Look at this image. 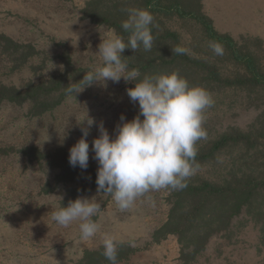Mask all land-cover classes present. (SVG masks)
Instances as JSON below:
<instances>
[{
    "label": "rangeland",
    "instance_id": "374dc122",
    "mask_svg": "<svg viewBox=\"0 0 264 264\" xmlns=\"http://www.w3.org/2000/svg\"><path fill=\"white\" fill-rule=\"evenodd\" d=\"M88 1L0 0V86L22 87L31 80L49 79L65 72L68 60L73 83L99 66L100 31L115 28L87 17L84 8ZM158 1L169 5L175 0ZM181 1L188 10L211 18L218 32L232 36L240 52L255 55L264 71V0ZM160 18L162 27L180 34L186 53L202 58L194 72L208 74L207 69L214 67L223 76L244 73L228 51L223 56L213 53L212 41L195 19L164 14ZM207 82L202 81L201 87ZM134 86V81L123 78L118 83L97 82L76 98L66 95L60 104L40 114L30 102L0 100V264H80L85 251L103 249L104 234L115 238L117 248L126 243L133 249L117 264H183L176 236L153 241L154 230L168 215L169 189L150 192L125 211L119 210L111 196L98 194L97 187L91 189L83 197L94 198L101 205L100 213L93 217L100 230L88 241L80 239L79 222L64 228L51 218V211L62 207L71 184L56 182L58 170L49 165L48 156L58 148L69 153L81 138V129L87 127L86 121L81 122L88 111L96 122L87 137L89 162L97 164L91 142L99 135L98 125L103 122L114 137L122 114L127 120L137 115L139 106L127 95V89ZM209 93L214 103L204 113L207 138L197 144L230 128L248 130L252 125H264V85H224ZM25 147L38 148L43 158L23 154ZM230 151L225 150L213 167L198 168L195 175L199 171L221 173L231 161ZM190 264H264L261 224L241 213Z\"/></svg>",
    "mask_w": 264,
    "mask_h": 264
},
{
    "label": "trees",
    "instance_id": "16d2710c",
    "mask_svg": "<svg viewBox=\"0 0 264 264\" xmlns=\"http://www.w3.org/2000/svg\"><path fill=\"white\" fill-rule=\"evenodd\" d=\"M129 8L147 9L154 16L151 51L146 52L141 47L137 52L125 49L122 54V60L128 69H138L141 79L144 75L176 71L191 86H201L200 83L207 80L203 87L208 92L224 85H264V71L257 57L240 52L232 36L218 32L211 18L201 12L188 10L181 0L172 1L169 5H160L158 0H89L84 11L93 21L113 26L117 33L127 40L129 33L124 32L121 25L127 19L126 9ZM162 14L195 19L205 37L220 43L234 61L242 65L244 73L223 76L214 67L207 69L208 74L194 72V65L200 67L202 58L186 53L180 34L160 25ZM177 47L183 48L184 53L177 54L172 51ZM71 68L73 67L68 60L65 72L49 79L39 82L31 80L22 87L2 85L0 100L17 104L30 102L36 114L46 112L60 104L67 95L65 89L73 83L68 76ZM196 147L195 159L199 168L213 167L227 149H230L232 154L231 161L221 173L216 175L207 171L201 174L199 171L189 178L186 188L169 189L166 197L169 204L168 215L165 222L154 230L153 241L160 242L170 235L176 236L180 245L179 259L183 264L194 262L206 249L211 238L227 231L233 218L243 212L261 224L264 240V125H252L248 130L230 128L214 139L198 143ZM22 152L37 160L44 156L36 147H25ZM234 154L236 157H233ZM48 163L58 170L56 182L71 184L61 201L62 206L66 207L69 201L97 187L98 163L89 162L86 170L78 166L74 168L69 164V153L63 148H58L50 154ZM132 252L129 244H119L117 262L127 259ZM102 253L103 249L87 250L80 264H110Z\"/></svg>",
    "mask_w": 264,
    "mask_h": 264
},
{
    "label": "clouds",
    "instance_id": "9594fccd",
    "mask_svg": "<svg viewBox=\"0 0 264 264\" xmlns=\"http://www.w3.org/2000/svg\"><path fill=\"white\" fill-rule=\"evenodd\" d=\"M127 19L122 29L129 33L127 40L115 29L108 28L101 34L98 54L102 63L95 66L77 83H70L65 91L76 98L85 88L100 82H135L127 95L139 111L132 120L122 114L112 134L101 122L99 135L91 142L92 157L98 162L97 193L111 196L121 211L130 209L141 197L163 189L182 190L195 175L197 142L207 138L203 127L204 113L214 101L201 86H191L179 72L144 75L138 69H128L122 57L125 49L137 52L141 47L151 51L154 37V16L147 9H126ZM209 47L217 56L224 55L218 42ZM183 54L184 49H172ZM143 117V119H141ZM87 127L81 129V138L69 150V164L86 170L89 166L90 144L87 137L96 123L87 111ZM101 211L94 198L77 197L68 205L51 211L52 220L68 228L79 222L80 239L88 241L99 232L93 219ZM103 256L110 264H117V242L110 234L102 238Z\"/></svg>",
    "mask_w": 264,
    "mask_h": 264
}]
</instances>
